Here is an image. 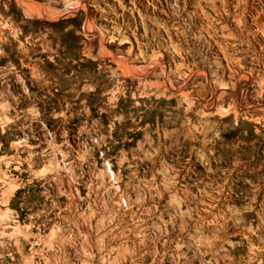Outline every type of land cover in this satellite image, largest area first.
Masks as SVG:
<instances>
[{
	"label": "rangeland",
	"instance_id": "rangeland-1",
	"mask_svg": "<svg viewBox=\"0 0 264 264\" xmlns=\"http://www.w3.org/2000/svg\"><path fill=\"white\" fill-rule=\"evenodd\" d=\"M0 264H264V0H0Z\"/></svg>",
	"mask_w": 264,
	"mask_h": 264
}]
</instances>
